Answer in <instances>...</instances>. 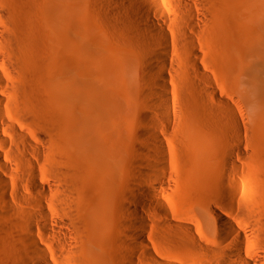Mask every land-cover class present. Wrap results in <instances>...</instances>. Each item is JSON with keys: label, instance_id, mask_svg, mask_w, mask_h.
Segmentation results:
<instances>
[{"label": "bare ground", "instance_id": "6f19581e", "mask_svg": "<svg viewBox=\"0 0 264 264\" xmlns=\"http://www.w3.org/2000/svg\"><path fill=\"white\" fill-rule=\"evenodd\" d=\"M4 1L0 0V214L6 216L0 215L4 219L0 230L7 233L9 241L7 239L8 243L3 245L1 242L0 245L5 247L2 251L6 253L5 250L9 249L10 253H6V257L4 252L0 254V264H37L36 261L51 264L52 256L56 259L53 264H83L75 256L76 243L87 254L98 246L106 233L105 217L111 213L116 189L124 129L120 99L140 103L143 127L137 139L141 143L150 141L158 154H152L145 144L138 152L151 155L152 162L159 160V172L165 174L168 164L167 150L157 131L162 129L178 136L188 124L222 141L223 168H230L233 172L242 170L245 147L242 104L252 106L254 116L260 121L264 115V82L243 67L242 57L238 60L234 79L241 102V107L237 104L236 110L241 118L237 119L233 97L211 82L201 64L195 40L181 30L182 21L172 20L167 13L168 7L175 12L182 8L188 13L184 16L188 20L186 25L193 26L194 22L200 21L194 13L193 0H173L172 3V0H93L98 1L99 7L105 11L107 36L119 32L122 39L131 42L122 48H125L122 52L131 56L126 57L128 62L122 60L126 64L104 54L108 48H104V43L99 44L104 37L95 42L96 49L100 46L98 50L101 52L96 60L89 62L85 12L93 4L92 0H11L12 5L9 0L11 6ZM17 14L21 20L40 23L48 40L60 41L63 53L68 56L66 72L48 78L42 72L41 77L39 73L29 74L32 80L25 78L30 83L22 79L27 74L22 72L23 76L18 66L23 71V56L28 53L24 48L22 52L17 50V47L25 42L18 35L19 44L16 32L7 26ZM7 16L12 18L7 20ZM166 28L179 33L183 52L178 54V59L168 51L167 44L172 38ZM26 57L24 60H28ZM16 71L20 74L15 75ZM246 72H251L249 83ZM42 75L51 78L46 80L57 95L53 96L59 100L57 113L43 108L44 102L38 98L40 94L44 101L41 93L48 87L44 85L46 80ZM17 76L21 78L20 82ZM118 76L129 84L126 96L116 89ZM22 80L30 87L34 82L41 87L34 85L30 90ZM173 85L177 98L173 94ZM25 87L30 90L29 95H26ZM41 88L44 89L42 92ZM24 93L29 105L35 101L32 106L37 102L42 106L36 104L37 109L46 110L44 113L49 111L51 116L44 117L38 110L29 108L20 99ZM34 93H38L37 97ZM31 98L34 100L30 101ZM178 104L181 109L177 108ZM22 105H25L23 109ZM228 124L236 136H232ZM156 183L161 185L163 179H157ZM88 184L94 186L91 194H87ZM142 191L145 197L155 202L158 200L153 190L145 188ZM124 195L128 202L123 204V209L132 217L129 203L132 196L129 193ZM261 196L256 199L253 194L243 203L249 208L248 218L258 219L253 230L248 232L214 207H209L208 212L219 225L216 230L219 238L211 246L216 256L214 264H264V248L253 243L256 237L264 242V199ZM138 219L134 226L139 245L144 249L147 247L143 240L146 223L140 216ZM163 219L174 229L186 233L183 237L177 231L170 232L166 235L168 241L179 245L186 243L198 249L207 245L184 220ZM251 232L253 234L249 235ZM48 246L54 251L59 248L62 254L47 252L45 248ZM143 255L150 264L161 262L152 254Z\"/></svg>", "mask_w": 264, "mask_h": 264}, {"label": "rangeland", "instance_id": "374dc122", "mask_svg": "<svg viewBox=\"0 0 264 264\" xmlns=\"http://www.w3.org/2000/svg\"><path fill=\"white\" fill-rule=\"evenodd\" d=\"M6 1L4 2L7 5L9 0ZM95 2L92 0L93 4L89 5L85 12V27L88 32L86 55L89 62L96 60L101 52L98 50L101 43H104V48H108V51L104 53L105 55L117 58L116 60H120L121 63H125L123 61L128 62L126 57L131 58V56L126 52H122L125 50V48H122L131 44V42L129 39H122L121 36L123 37V35L119 32L114 33L112 37L107 36L108 24L105 20V11L99 7L98 1ZM172 2L173 0L170 3ZM193 2L195 4L194 13L200 20L194 22L193 26L186 25L188 20L184 16L188 13L184 9L181 8L178 12H175L173 8L168 7L167 13L172 20L182 21L181 30H184L188 36L195 40L198 56L202 66H205L206 74L210 76L214 85L223 88L227 95L233 97L235 104L234 116L239 119L241 116L237 114L236 108L237 104L241 107L240 93L234 79L236 69L239 67L238 60L242 57L244 59L243 67L247 71L250 70L259 81L264 82V0H193ZM10 3L13 4L11 0ZM16 13H18L17 10ZM8 16L7 20L12 18V16ZM19 18L17 14V18L11 19V24L8 21L7 24L10 25L7 26H10V30L11 28L14 29L18 41L21 36L20 40L25 42V44L22 43L23 46H19L20 49L17 47V50L21 52L26 50L25 52L28 53L27 55H24L25 52L22 53L28 59L24 60L25 57L23 56L22 61L21 57L23 71H20V65L18 66V71L21 74L22 72L27 74V76L22 74L24 76L22 79L28 82L25 77L29 78V74L35 73H39L38 75L41 77V72L47 78L66 72L68 56L67 53H63L60 41L48 40L40 23L28 22ZM166 29L169 37L172 38L167 44L168 51L173 57H176L175 59H178V54L183 52L179 33L170 28ZM102 37L105 39L104 41L100 40V46L96 49L95 42ZM23 48L25 50H22ZM251 72L245 74L248 83L251 79ZM18 73L15 75L20 74ZM30 77H33V75ZM19 78L20 82L21 78ZM35 78L33 79L36 80ZM50 79L47 80L50 81ZM47 80L46 84L48 83ZM33 81L30 85L33 84ZM46 84L44 85L48 86L47 88L51 87L50 83ZM115 84L118 93L126 96L130 87L129 84L127 85L124 82L123 77L118 76ZM23 85H26V83ZM34 85L39 86L34 82L33 86L30 87L27 84L26 87L32 89ZM36 87V90L39 89ZM43 88H41V92ZM46 89L43 91L44 93L40 92L41 95L43 94L44 101L37 93L39 100L44 102L43 108L50 110L51 113L59 112L56 107L59 100L57 101L53 96L55 92L53 93L51 88H49L50 91ZM28 91L26 88V95H29ZM37 94H35L36 97ZM173 94L177 98L174 85ZM20 99L25 101L28 97L24 93V96L20 95ZM34 99L31 98L30 101ZM122 100L120 99V103L123 105L121 112L122 127L124 128L123 138L120 146L116 189L114 188L115 191H113L114 198L111 195V198H113L111 213L105 217L106 233L98 246L88 253L90 255L86 251L84 253L79 243H76V258L81 260L83 264H150L143 258V254L147 253L152 254L158 261L160 260V264H214L216 256L212 252L211 246L215 245L219 238L216 231L219 225L208 212L209 207H214L219 213L247 232L253 230V227L257 224L258 219L256 217L248 218L249 208L243 206V203L253 197V194L256 199L261 195V198L264 199V115L259 121L254 116L252 106L246 103L242 104L241 115L245 123V147H243V168L240 172H233L230 168L221 166L223 160L222 141L200 132L195 125H186L178 136L159 129L157 133L167 150L168 165H166V172L163 174L158 171L161 164L159 160L154 159L155 161L152 162L151 155H140L138 152L140 146L145 144L152 154H158L150 141L141 143L137 139V135L143 127V122L140 119L143 110L140 103L132 102V100L131 102ZM28 101L25 102L28 104ZM33 103L28 104L29 106L25 105L31 107L32 110H38L37 112L44 117L51 116L48 114L50 113L48 110V113H44L46 110L37 109L41 106L37 102L34 104L35 106H32ZM25 105H22V109ZM28 107L25 109L27 110ZM177 108L181 109L179 104ZM226 122L228 121L226 120ZM228 127L232 132V136H236L232 126L228 124ZM157 179H163V183L161 185L157 184ZM260 184H262V187ZM145 188L154 191L158 199L156 202L143 195L142 190ZM256 188H258V191H256ZM87 189V194H91L94 186L88 184ZM127 193L132 196V200L129 202L132 205V217H129L123 209V204L128 202L124 195ZM255 193L259 194H256V196ZM134 198L140 201L133 200ZM0 215L6 216L2 213ZM138 216L146 223L143 240L147 247L144 249L139 245L134 226L139 220ZM163 218L184 220L190 230L196 233V236L207 245L198 249L186 243L179 245L170 242V240L168 241L166 235L170 232L177 231L183 237L186 233L184 230L174 229ZM129 222H132V225H129ZM3 226L4 219L0 217V227ZM2 231L0 230V243L4 242L1 243L4 245L8 243L6 240L9 241V238L7 233ZM126 232L127 235H125ZM248 234L252 235L253 232ZM253 243L260 248H264V242L260 238L256 237ZM3 245H0V254L4 252L2 251L5 248L2 247ZM45 250L52 252L54 255L62 254L59 248L54 251L53 247L48 246ZM5 251L10 253L9 249ZM6 253L2 255L6 257ZM158 256L160 259L157 258ZM54 257L52 256L50 259L51 264L56 263ZM36 263L41 264L38 261Z\"/></svg>", "mask_w": 264, "mask_h": 264}]
</instances>
